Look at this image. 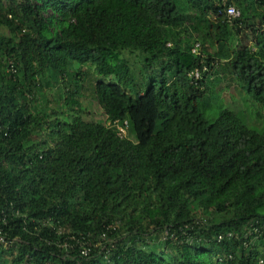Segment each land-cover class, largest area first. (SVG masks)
<instances>
[{
    "label": "trees",
    "instance_id": "16d2710c",
    "mask_svg": "<svg viewBox=\"0 0 264 264\" xmlns=\"http://www.w3.org/2000/svg\"><path fill=\"white\" fill-rule=\"evenodd\" d=\"M228 76L264 115V0H0V264H261L264 130L208 116Z\"/></svg>",
    "mask_w": 264,
    "mask_h": 264
},
{
    "label": "rangeland",
    "instance_id": "374dc122",
    "mask_svg": "<svg viewBox=\"0 0 264 264\" xmlns=\"http://www.w3.org/2000/svg\"><path fill=\"white\" fill-rule=\"evenodd\" d=\"M250 45L253 46V44ZM127 55L131 58V61L135 63L134 69L137 77L139 76L140 78L141 76L138 72L141 66L139 56L136 54ZM90 72L92 75L95 74L93 70ZM228 82H230V84H228ZM82 93L83 95L80 100L82 108L85 110V119L89 121L105 122L106 115L95 100L92 86L86 84ZM61 95L62 91L59 90L58 87L46 89L42 96L36 102H32L31 104L33 107L38 106V108L36 107L37 109L48 105V109L52 108L53 110L61 112L63 109H66L65 102L61 99ZM45 99L49 101L48 104L45 102ZM222 108L230 109L239 114L244 124H246L250 129L257 132L264 130V115H261L263 112H261L262 109L260 105L249 98L245 88H241L236 81L230 80V76H228V79L223 77L222 79L217 80L213 85L212 100L208 111L209 118L214 119L217 117L220 109ZM127 135L129 138L134 139V136L128 130ZM198 216L202 218L207 217L202 210L198 211ZM16 255H18V251L14 250V255H10L8 258L12 259Z\"/></svg>",
    "mask_w": 264,
    "mask_h": 264
},
{
    "label": "built area",
    "instance_id": "2783aa9c",
    "mask_svg": "<svg viewBox=\"0 0 264 264\" xmlns=\"http://www.w3.org/2000/svg\"><path fill=\"white\" fill-rule=\"evenodd\" d=\"M225 16H226V18L231 22V21H233L234 19L239 18V17L241 16V12H240V10H239L235 5L231 4V5L226 6V8H225ZM200 45H201V44H200L199 42H197V43L194 45V47H193V52H194L195 54H199V53H200V48H201ZM204 69H206V67H205ZM200 74H201V73H200V71H199L198 69H196V70L192 73V75H194L196 78H199V77H200ZM126 124H127V122H126ZM126 129H127V128H125V127H121V132H120V134H121L122 136L125 135V133H126ZM251 233L253 234V232H251ZM166 236H168V231H166ZM170 236H171V237H174L173 234H171ZM230 236H232L231 232L228 233V237H230ZM224 237H225V236H224L223 234H221V235H219L218 240H222ZM0 243H1V244H4V245L7 244V241H6L5 237L2 235V230H1V228H0ZM260 263H261V264H264V261L261 260Z\"/></svg>",
    "mask_w": 264,
    "mask_h": 264
}]
</instances>
